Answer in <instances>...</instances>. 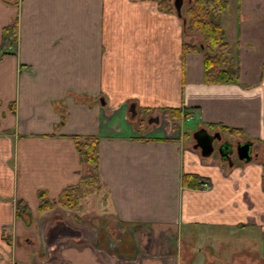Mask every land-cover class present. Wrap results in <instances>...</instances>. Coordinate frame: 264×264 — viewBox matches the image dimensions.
<instances>
[{"label": "crops", "instance_id": "0c3cea01", "mask_svg": "<svg viewBox=\"0 0 264 264\" xmlns=\"http://www.w3.org/2000/svg\"><path fill=\"white\" fill-rule=\"evenodd\" d=\"M170 3L0 0V264H198L224 234L233 262L264 264V0H236L228 84L203 82L202 53L182 49L199 37ZM11 24L13 50L1 47ZM137 109L147 131L119 128ZM165 109L238 131L246 156L204 159L185 133L162 134ZM85 136L104 209L90 219L85 198L55 205L83 174L72 138Z\"/></svg>", "mask_w": 264, "mask_h": 264}, {"label": "trees", "instance_id": "16d2710c", "mask_svg": "<svg viewBox=\"0 0 264 264\" xmlns=\"http://www.w3.org/2000/svg\"><path fill=\"white\" fill-rule=\"evenodd\" d=\"M160 5L163 1L158 2ZM157 3V4H158ZM166 6V5H161ZM225 0H193L185 7V31L199 37L197 44L183 45V52H201L203 56V82L206 84H228L236 79V71L231 63L229 45L223 39V32L218 16L225 10ZM182 18V17H181ZM16 43V26L11 24L1 32V47L14 49ZM165 120L174 124L186 121L190 115L179 109H165L162 112ZM213 128V126H209ZM229 136H237L238 131L219 127ZM74 146L80 162L84 167L83 174L75 186L64 188L56 198L55 205L61 209L78 210L80 202L93 192H98L100 183L96 174L98 160L97 138L94 136L73 137ZM188 180L184 179V182ZM38 211L50 209L51 205L45 194H37ZM15 214L21 216L27 210L22 201L15 204Z\"/></svg>", "mask_w": 264, "mask_h": 264}, {"label": "rangeland", "instance_id": "374dc122", "mask_svg": "<svg viewBox=\"0 0 264 264\" xmlns=\"http://www.w3.org/2000/svg\"><path fill=\"white\" fill-rule=\"evenodd\" d=\"M142 1H144V0H142ZM225 1H226L225 10L218 16V20H219V23H220L222 31H223V39H225L227 41V40L231 39L229 36L230 35L232 36L234 34V30H235V26H234L235 25V9H236L237 4H236V0H225ZM181 14H184V7L181 9ZM150 112H152V111H150ZM135 113H136L135 117L132 120H130V121L124 120L125 122L118 123V126H119V128H120V126L127 127L131 131H133L134 133H138V134L145 133L147 131V124H148L147 123V117L144 118L145 110L137 109ZM160 118L164 120L163 116H160ZM163 120L161 121L162 134L163 133L164 134L169 133L173 136L179 135V137H180L181 135H183V133H185L187 135V138H188L187 141L191 140V134L198 128V124H199V121H198V119H196V116L195 117H189L186 121L182 122V124L180 125L181 128L180 127L176 128V126H173V125L169 126L166 124L165 120L164 121ZM164 126H166V127H164ZM210 131L211 130H209V132ZM222 134H223L222 139L226 135L228 138L226 137L224 139H226L232 145L239 143L237 140L233 139V138H235L234 136H229L228 134H225V133H222ZM213 147H214V152L212 155L215 156V155H217L215 152V149L217 148L216 142L213 143ZM230 159L232 162L236 161V159L233 156H231ZM101 200H102V195L100 198V194L98 192H93V193L89 194L81 202V205L83 204L86 211H87V209L90 210L92 208H94V210H104L100 206L103 202ZM102 214H104V213H102ZM88 217H89V219L93 217V213L91 210L87 211L86 214L84 215V217H82V218L88 219ZM219 233H225V232L220 230ZM208 234L209 233H207V232H203L202 235L206 237V235H208ZM220 236H222L220 241H219L220 247L219 248L215 247L213 250H203L204 254H203V256H200V259H199L200 263L198 261V264H238L237 262H233L234 256L229 254V252H231V251L227 249V245L232 244V239H230V236H228L226 234L220 235ZM260 241L261 240H258V242H260ZM190 242H191L190 244L192 245V244H194L195 241L191 240ZM213 246H214V243H213ZM253 250L251 249L252 253L255 252ZM208 252L210 253V255L208 254ZM240 258L242 260H244V257H240ZM252 258H254V256L250 255V259H252ZM261 264H263V263L261 262Z\"/></svg>", "mask_w": 264, "mask_h": 264}, {"label": "water", "instance_id": "95a60500", "mask_svg": "<svg viewBox=\"0 0 264 264\" xmlns=\"http://www.w3.org/2000/svg\"><path fill=\"white\" fill-rule=\"evenodd\" d=\"M192 0H172L171 5L175 11V14L177 17H180V9L182 7V4L184 2L190 3ZM131 115H134V112L131 109ZM220 135L218 133H213L212 135L208 134L206 130L200 128L198 130H196L194 133H192V139L195 142V145L193 146V148H198L201 157L203 158H207L209 157L213 151H214V147H213V142L218 143L220 140ZM215 152L217 153V155L219 156V161L220 162H228V165L231 166V162H230V156L232 154V145L231 143H229L228 141H223L221 143H218V146L215 150ZM242 152V154L240 155V153ZM236 157L238 159L245 157L246 153L244 151V149H242V147L237 146L236 148Z\"/></svg>", "mask_w": 264, "mask_h": 264}, {"label": "flooded vegetation", "instance_id": "af4514ba", "mask_svg": "<svg viewBox=\"0 0 264 264\" xmlns=\"http://www.w3.org/2000/svg\"><path fill=\"white\" fill-rule=\"evenodd\" d=\"M210 134H213V132H210ZM223 140L221 139V140H219V142L218 143H220V142H222ZM218 143H217V145H218ZM244 144V146H245V143H243ZM242 144V145H243ZM241 146V144L240 143H236V144H234V145H232V156L236 159V154H235V152H236V148H237V146ZM245 148V147H244ZM242 149H243V147H242ZM242 154V152L240 153V155Z\"/></svg>", "mask_w": 264, "mask_h": 264}]
</instances>
